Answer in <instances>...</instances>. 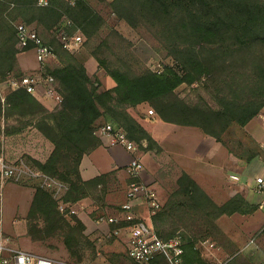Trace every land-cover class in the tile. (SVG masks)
I'll list each match as a JSON object with an SVG mask.
<instances>
[{
	"label": "trees",
	"instance_id": "obj_1",
	"mask_svg": "<svg viewBox=\"0 0 264 264\" xmlns=\"http://www.w3.org/2000/svg\"><path fill=\"white\" fill-rule=\"evenodd\" d=\"M38 2L0 0V84L11 76L27 75L19 65V56L32 48L20 49L17 45L15 25L21 22L33 26L46 43L54 45L57 63L48 64L45 71L56 79L63 97L50 110L38 96L23 88L10 89L4 98L0 92V117L14 118L19 123L9 134L32 125L53 144L46 160L28 156V163L65 185L59 197L40 184L35 186L27 215L31 239L60 237L79 263L86 249L95 248L86 235V223L76 213L66 216L60 205H73L85 198L104 202L110 177L117 171L90 179L81 174L85 155L102 144L96 134L100 120L108 119L124 128L128 138L138 144L135 156L141 158L154 147V137L129 112L130 107L147 103L164 122L197 127L246 163L258 156L264 159V149L247 134L242 139L233 136L235 146L227 139L235 127L244 130L264 109V0L109 1L119 19L133 28L150 31L176 64L153 70L126 45L107 56L104 51L109 50V37L102 39L91 54L116 82L109 89H101L99 77L89 75L85 61L56 35L61 30L69 35L80 31L86 42L92 41L106 24L102 13L90 0H76L74 4L48 0L46 6ZM49 32H54L53 37H48ZM113 34L122 39L119 33ZM183 84H197L196 98L187 100L177 92ZM258 208L241 193L218 204L184 171L166 203L150 213V223L166 239L183 235L184 264H209L196 248L198 238L178 233L179 223L201 219L212 228L223 215L251 214ZM251 256L253 264L263 260L256 251ZM155 264L166 261L161 257Z\"/></svg>",
	"mask_w": 264,
	"mask_h": 264
},
{
	"label": "rangeland",
	"instance_id": "obj_2",
	"mask_svg": "<svg viewBox=\"0 0 264 264\" xmlns=\"http://www.w3.org/2000/svg\"><path fill=\"white\" fill-rule=\"evenodd\" d=\"M90 1L105 17L106 24L102 28L100 36L96 39L86 42L83 37V42L75 48L73 53H76L85 62L90 59L88 62L90 63V73L99 77L102 83L101 89H109L112 85H116V82L99 66L97 60L91 54V50L101 43L102 39L107 40L108 37L109 50L104 51L107 56L113 55L109 53L111 51L113 53L121 51L123 47L126 48V45V49L132 51L144 65L153 70H162L165 65H176L175 60L161 49L158 40L150 31L145 28H133L126 21L119 19L110 8L109 1L111 0ZM113 31L119 33L123 40L116 37ZM76 33L82 34L80 31ZM59 34L56 35L61 41ZM53 35L54 32L48 33L49 38ZM52 46L54 45L52 44ZM19 62H21L22 65L20 63L19 65L22 68L40 66L39 69L24 70L26 74L38 71L41 68L46 73V66L56 64L57 57H52L41 67L35 51L31 49L20 54ZM20 78L11 76L6 82L0 84V92L3 98L10 89L15 88L13 82ZM196 85L183 84L178 87L177 92L187 100H192L197 96L194 90L197 88ZM43 98L45 100L41 101L50 110L59 105L51 98ZM128 110L152 134L154 139L157 137L162 142L159 144L160 142L155 139L154 147L143 153L141 157L143 164L142 180L152 187L162 205L175 191L179 177L186 170L210 194L216 203H224L232 197L230 194L234 188H241L243 193L248 195L250 201L262 205L260 212L264 214V193H258L255 190L257 177L264 178L263 159L257 158L252 162L243 163L239 171L236 172L240 176V180L236 182L230 178L232 171L228 167L221 168L220 163L223 160L221 155L214 153V150H210L209 154L203 157L205 151L198 153L196 150L197 145L190 142V139H192L190 137H187L189 144H183L180 141L183 132L174 135L169 129L178 124L172 125V123L160 120L147 103L130 107ZM17 124L19 123L14 118L5 120L0 117V152L4 153L11 161L24 160L28 163V156L43 161L46 160L50 153L49 147H53L52 142L32 125H28L21 132L9 134L8 131L12 130L13 125ZM179 129L181 131L188 130L194 136H197L196 134L199 132L203 133L199 128L192 126L187 128L181 126ZM232 131L233 134L231 133L227 139L231 145L235 146L234 142H231L233 136L242 139L246 137L245 134L247 133L238 127H235ZM143 145L147 147V141H144ZM207 145L211 146V142H208ZM206 149L204 148V150ZM221 149L226 153L224 146ZM184 152L185 155L180 159V154H184ZM98 163L103 168L104 162L101 160ZM126 173L127 171L123 169L121 173L117 174L116 172L110 177L104 202L85 198L90 202V205L84 210L96 226L92 231H89L87 226L86 235L94 243L95 248L86 249L83 261L80 263L91 264L95 259L102 257L106 264H131V259L128 256L127 234L123 233L120 237L111 236L109 234L114 227L112 228L111 225L104 222L101 224L96 222L99 217L112 215L120 210L121 204L124 203L123 199L127 197L131 182V180L128 182L130 177ZM39 184V181L29 178L19 182L13 180L5 182L1 191L2 199H0V240H4L14 248L61 260L74 261L62 238L55 237L46 241H34L28 236L27 215L33 200L35 186ZM50 190L53 191V189ZM64 190L65 188L56 195L54 192V195L59 197ZM137 211L139 212L137 214L151 225V211L146 203H142L140 210L137 209ZM239 214L234 213L230 216L223 215L217 218L216 224L212 228L208 227L201 219L196 222L184 221V223H179L178 233L185 232L191 236H196L198 238L196 248L199 249L201 255L209 264H253L252 252L256 251L261 258L263 254H260L261 252L258 249L253 248L254 241L249 242V239L255 238L256 240V235L249 237V233L243 230L245 218ZM84 220L92 224L91 220L86 218Z\"/></svg>",
	"mask_w": 264,
	"mask_h": 264
},
{
	"label": "built area",
	"instance_id": "obj_3",
	"mask_svg": "<svg viewBox=\"0 0 264 264\" xmlns=\"http://www.w3.org/2000/svg\"><path fill=\"white\" fill-rule=\"evenodd\" d=\"M74 4L76 0H68ZM39 5H48V0H39ZM71 24V20L67 21ZM18 35V47L25 49L31 47L35 53L41 67L48 60L55 56L54 47L46 43L38 34L36 29L25 23H16ZM60 39L65 47L74 52L83 42L80 33L69 35L65 30L60 31ZM14 89L23 88L28 92L42 97L53 99L60 104L63 97L59 91L56 79L43 71L32 72L13 82ZM96 134L101 139H106L110 145H122L134 153V157L127 166V173L131 179L124 203L120 210L108 216H101L97 223L113 225L114 228L109 235L120 237L123 233L128 236V256L131 264H155L159 258H164L166 264H184L185 262V240L182 234H177L168 239L161 237L149 225L142 216L137 214L136 207L139 203H146L150 213L159 209L162 204L152 187L142 180L143 164L141 158L135 156L138 151V144L128 138L124 128L109 121L99 125ZM25 178L39 181L40 185L47 189H53L55 195L60 193L65 185L49 175L35 169L24 160L11 161L4 153L0 152V199H2V188L5 182L21 181ZM230 178L239 181L240 176L232 173ZM258 193H264V178L259 176L256 179ZM60 210L66 216L76 213L77 210L71 204H61ZM253 242V240L251 241ZM0 264H83L76 261L57 259L49 256L40 255L32 251L14 248L4 240H0ZM264 264V258L261 263Z\"/></svg>",
	"mask_w": 264,
	"mask_h": 264
},
{
	"label": "crops",
	"instance_id": "obj_4",
	"mask_svg": "<svg viewBox=\"0 0 264 264\" xmlns=\"http://www.w3.org/2000/svg\"><path fill=\"white\" fill-rule=\"evenodd\" d=\"M89 60L85 62V65H86L88 74L92 76V74L90 73L91 72L90 63H88ZM19 63L21 64V62H19ZM39 67L40 66L36 65L33 68H27V67H23V68L21 67V68L23 70H29V69H39ZM114 86H115V84L112 85L110 88H112ZM38 98L42 101L45 100L42 96H38ZM109 121L110 120H108V119H102L99 121L98 125L105 124ZM172 125H174V124H172ZM180 127L181 126H179V125H176V126L174 125V127L169 128V129L171 130V133L174 135L177 133L179 135V134H182V132H183V135H182L181 140H180L183 144H189L188 138L189 137L192 138V139H190V142L196 143V145H197L196 150L198 151V153L201 151L202 152L205 151L203 153V157L207 156L209 154L210 150H214V153L221 155V157L223 159L222 162L220 163L221 168L222 167L223 168L228 167L232 171V173H236L241 168V165L243 163H245L244 160H242V159L238 158L237 156H235L234 154L230 153L227 149L225 151L226 153H224V151H222V149H221L223 145L218 143L214 138L207 136L201 132H199L197 134L195 133L197 136H194L192 134V132H190L188 130L187 131H181V129H179ZM185 128H187V127H185ZM244 131L247 133L248 136H250L255 141L257 146H260L261 148L264 149V109L262 110V112L258 116H256L253 120H251L244 127ZM155 139L158 142H160L159 144L162 143L160 140H158L157 137H155ZM101 140H102V144L99 147H97L95 150L90 152L89 154L85 155V157L82 160L81 174H82V177L84 179H90V178H93L99 174L111 172L114 170L117 171V174L121 173V171L123 169H125V170L127 169L128 164L131 162L132 158L134 157V153L131 150H128L127 148H125L124 146H122V145H110L106 139H101ZM208 142L209 143L211 142V146L207 145ZM212 142H214V143H212ZM204 148H207V149L204 150ZM52 150H53V147L52 148L49 147L50 153ZM50 153H49V155H50ZM184 155H185V152H184V154L183 153L180 154V159H182V157ZM257 158L263 159L261 156L260 157L258 156L254 159H257ZM101 160L104 162L103 168L100 166V163H98ZM182 161H185V160H182ZM184 171H186V170H184ZM256 189H257V187H256ZM237 193L243 194L249 200L248 195L244 194L243 189H241V188H239V189L234 188L232 190L230 196H234ZM125 198L123 199L124 202L126 200ZM250 202L257 204L253 201H250ZM141 204H142V202L139 203L136 207L137 213H139L137 211V209L140 210ZM89 205H90V202H88L86 199L81 200V201L73 204L74 208L77 210V215L86 223L89 231L90 230L92 231L94 228H96V226L93 223V220H91L90 217H88L86 211L84 210ZM257 205H259V208L255 212H253L251 214H241V216H243L245 218V224H244L243 230L249 233V235H248L249 237L256 235V240H255V238L252 239L254 241V247L253 248L255 250L258 249V251L261 252L260 254H263L262 255V259H263L264 258V214H262L260 212L262 205L261 204H257ZM85 218L91 220L92 224H89L86 220H84ZM252 240L249 239V242H251ZM104 262L105 261L102 259V257H99V258L95 259L94 262L91 264H106Z\"/></svg>",
	"mask_w": 264,
	"mask_h": 264
}]
</instances>
